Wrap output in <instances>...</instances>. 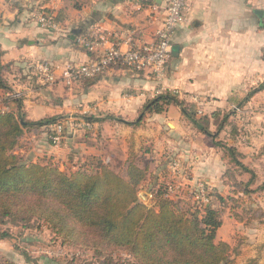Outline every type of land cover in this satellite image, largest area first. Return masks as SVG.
<instances>
[{"label":"crops","instance_id":"obj_1","mask_svg":"<svg viewBox=\"0 0 264 264\" xmlns=\"http://www.w3.org/2000/svg\"><path fill=\"white\" fill-rule=\"evenodd\" d=\"M168 1L0 0V77L5 83L0 88V111H20L26 121L55 118L66 124L84 119L90 124L68 126L69 134L59 146L43 138L51 124L41 125L37 133L25 134L29 149L55 158L68 149L93 156L104 153L105 163L122 175L133 158L147 169L140 188L153 189L163 181L177 189L187 184L194 188L199 182L207 190L221 187L222 153L211 143L202 149L208 145L202 138L209 136L192 128L174 102L160 113L145 112L144 105L168 92L185 107L222 108L241 98V108L250 112L247 109L264 98V89L248 97L264 82V0H189L185 18L172 34L161 78L148 69L119 64L71 83L59 77L64 67L98 56L112 44L125 50L155 41ZM42 6L55 10L60 31L38 25L35 12ZM87 35L104 36L102 48L91 52L83 47L78 37ZM40 65L51 67L53 82ZM210 93L215 100H207ZM238 150L243 155L247 151Z\"/></svg>","mask_w":264,"mask_h":264},{"label":"trees","instance_id":"obj_2","mask_svg":"<svg viewBox=\"0 0 264 264\" xmlns=\"http://www.w3.org/2000/svg\"><path fill=\"white\" fill-rule=\"evenodd\" d=\"M0 88H5L1 77ZM262 89L264 82L248 97ZM171 102L178 104L192 125L244 171L253 172L237 160L235 147L217 140L216 133L191 115L175 95L160 94L147 101L144 110L160 113ZM55 121H26L20 113L0 111V222L7 219L29 226L32 220H43L62 236L63 243H78L96 253L124 251L133 258L128 264H232L229 243L216 240L221 225L219 211L207 205L200 216L190 214L162 192H156L155 207L146 205L138 191L147 169L133 158H129L122 175L104 163L95 170H62L52 163L21 159L14 152L22 127ZM7 235L0 232V238ZM248 264L257 263L251 259Z\"/></svg>","mask_w":264,"mask_h":264},{"label":"rangeland","instance_id":"obj_3","mask_svg":"<svg viewBox=\"0 0 264 264\" xmlns=\"http://www.w3.org/2000/svg\"><path fill=\"white\" fill-rule=\"evenodd\" d=\"M13 96L17 97L18 95ZM208 99L215 100L212 93L208 95ZM240 101H242L241 98L233 103V106L228 103L222 108L212 104L204 106V108H198L195 105L186 106V109L212 133H216L217 140L235 147L237 160L245 164L247 159H250L249 165H245L252 169V173L244 171L224 149L215 146L214 140L207 137L202 138L208 144L202 149L207 150L211 143L217 152L219 151V154L222 153L221 160L225 166L221 178L219 177L220 171L214 174L216 181L219 178L222 180L221 187L214 188L212 185L218 182H210L213 188L210 187L211 189L206 191L210 197L209 203L205 204L196 200L197 188H193L189 184L184 189L171 188L169 185L167 187L165 181L159 183L158 186L155 185L153 189H149L147 186L140 188L138 195L143 203L155 207L156 192H162L164 196L176 200L181 209L199 216L207 205L216 208L221 220V225L216 231V240H224L229 243L232 264H248L251 259L256 260L257 264H264V161L261 160L264 154V98L261 102L257 101V104L252 108L247 109L251 113H246L244 108H241ZM17 114L18 112L15 113V115ZM224 116L226 119L218 128ZM251 121L255 123L253 126ZM187 122L192 128L194 127L188 119ZM54 123H51L49 126L51 130L46 132L43 138L49 140L54 146H59L69 134L67 128L72 126V123L65 124L64 137L59 144L54 142L52 137ZM39 128L40 126L22 127V133L14 148V152L21 159L43 164L52 163L62 170L79 168L95 170L100 163L107 164L105 163V154L100 152L98 156H93L92 152L81 150L74 153L73 150L68 149L60 158H55L57 156L53 154L48 153L45 156L35 148L29 149L32 145H29L25 134H28L29 131H33L31 134L37 133ZM80 138L82 139V136ZM26 141L28 144H25ZM36 141L39 143L40 139ZM104 141H99L97 145L99 151H102ZM240 147L247 149L245 155L238 150ZM79 159L83 162L82 164H78ZM116 172L122 174L120 171ZM146 176L148 177V175ZM151 180L153 179L151 178ZM2 231L8 232V235L0 238V264H128L133 260L124 251L96 253L78 243H63L62 236L55 233L43 220H32L29 226H23L21 223L14 224L6 219L5 222H0V232Z\"/></svg>","mask_w":264,"mask_h":264},{"label":"built area","instance_id":"obj_4","mask_svg":"<svg viewBox=\"0 0 264 264\" xmlns=\"http://www.w3.org/2000/svg\"><path fill=\"white\" fill-rule=\"evenodd\" d=\"M189 0H169L166 14L160 28L156 31L155 41L141 47H128L123 50L117 44H112L104 49L102 54L86 60L78 65H68L61 71L60 78L67 83L81 79L91 78L102 73L111 65H122L135 70L148 69L155 77L161 78L165 72L166 63L171 52V37L175 29L184 20L188 10ZM35 18L41 28L51 31H60L59 22L56 19L54 9L40 7L35 12ZM104 36L91 35L78 37L79 43L91 52L102 48ZM47 73L46 79L53 82L54 73L49 65H40ZM84 121V122H83ZM72 126H88L89 122L78 119L72 121ZM53 140L60 143L65 133V122L57 121L53 124ZM196 197L201 203H209L207 189L203 183H199Z\"/></svg>","mask_w":264,"mask_h":264},{"label":"water","instance_id":"obj_5","mask_svg":"<svg viewBox=\"0 0 264 264\" xmlns=\"http://www.w3.org/2000/svg\"><path fill=\"white\" fill-rule=\"evenodd\" d=\"M257 14H259V15H260V14H261V11H257Z\"/></svg>","mask_w":264,"mask_h":264}]
</instances>
